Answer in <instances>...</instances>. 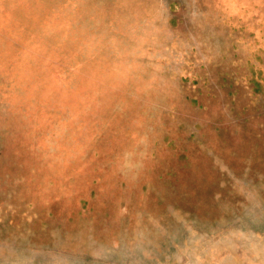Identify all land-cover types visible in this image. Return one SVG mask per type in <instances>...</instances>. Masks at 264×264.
I'll return each mask as SVG.
<instances>
[{
    "label": "rangeland",
    "instance_id": "374dc122",
    "mask_svg": "<svg viewBox=\"0 0 264 264\" xmlns=\"http://www.w3.org/2000/svg\"><path fill=\"white\" fill-rule=\"evenodd\" d=\"M102 1L0 0V264H264V0Z\"/></svg>",
    "mask_w": 264,
    "mask_h": 264
},
{
    "label": "water",
    "instance_id": "95a60500",
    "mask_svg": "<svg viewBox=\"0 0 264 264\" xmlns=\"http://www.w3.org/2000/svg\"><path fill=\"white\" fill-rule=\"evenodd\" d=\"M84 2H87L89 5H91L92 7H89L90 9H92V8H94V9H96V11H99V12H101L100 10H101V8H102V5H103V3H104V1H102V0H83ZM114 2V1H116V0H110V2ZM120 0H117V3L119 2ZM143 2L144 4H147V5H150V7H152L153 8V10H161V6L159 5L158 6V4L157 3H155L156 1L155 0H133V3H135V2ZM212 1L213 0H202V2L204 3V4H206V6H207V8H206V10H208L209 9V5H211V3H212ZM116 3V2H115ZM115 3H114V5H115ZM112 4V3H111ZM136 4V3H135ZM113 5V4H112ZM156 6H158V8H156ZM87 10V9H86ZM157 11H154V12H157ZM158 11V12H159ZM136 13H138V12H136Z\"/></svg>",
    "mask_w": 264,
    "mask_h": 264
}]
</instances>
